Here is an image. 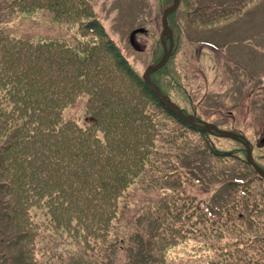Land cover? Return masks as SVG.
<instances>
[{
    "label": "trees",
    "instance_id": "trees-1",
    "mask_svg": "<svg viewBox=\"0 0 264 264\" xmlns=\"http://www.w3.org/2000/svg\"><path fill=\"white\" fill-rule=\"evenodd\" d=\"M3 1L0 17H5ZM8 1V20L49 11L50 24L60 28L56 37L37 38L0 18V200L12 199L5 215L21 233L18 242L26 250L22 263L39 264L52 256L51 250L39 248L40 232L97 259L113 246L124 251L127 238L115 240V233L139 222L145 242L136 264H142L140 255L151 257V264H166L172 250L207 238L211 230L203 225L211 217L213 226L222 220L214 216V208L203 211L204 201L195 204L194 192L201 190L196 187L207 190L209 183L202 167L207 165L193 157L192 137L200 133L202 139L205 133L159 101L97 18L95 0ZM177 14L169 17L171 25ZM178 25L177 35L183 27ZM163 54L162 45L154 64ZM175 65L172 56L152 79L186 114L199 117L188 79ZM82 97H87L85 117H66L65 111ZM250 140L255 152L264 149L259 138ZM205 143L202 158L216 163L237 149L230 142V148ZM237 184L227 189L234 193ZM142 194H152V200H142ZM240 208L247 205L237 202L227 209L229 219L238 214L243 221ZM35 217L41 226L32 222ZM229 223L217 227L215 241L227 236ZM250 224V229L259 228ZM235 243L243 251L255 244L241 236ZM214 249L220 258L211 264H264V244L257 247V259L219 243Z\"/></svg>",
    "mask_w": 264,
    "mask_h": 264
},
{
    "label": "rangeland",
    "instance_id": "rangeland-1",
    "mask_svg": "<svg viewBox=\"0 0 264 264\" xmlns=\"http://www.w3.org/2000/svg\"><path fill=\"white\" fill-rule=\"evenodd\" d=\"M173 2V0L169 3L168 0L94 1L97 18L141 76L148 67L154 65V57L161 50V19L164 10ZM3 4L6 10L5 17L0 18L11 26L22 29L28 36L52 38L56 37L60 30L50 25L52 14L49 11H43L38 16L26 15L20 20H8L7 17H11L8 15L10 2L4 0ZM176 12L178 14L175 15L171 26L174 31V51L177 52L171 57L174 56L176 68L182 70L183 75L188 79L187 88L192 94L198 116L207 123L219 125L218 128L238 134L242 140H236L237 143L239 142L236 145L231 138H226L228 141L220 138L214 130L205 131L206 136L202 134V139L198 135L200 133L192 137L193 157L207 165L202 167L207 172L204 180L209 183L207 190L201 185L196 187L201 190L194 192L198 199L195 204L204 201L203 211L210 212L214 208L219 214L214 210L212 213L215 217L221 216L222 222L213 226L215 224L212 223L211 217V222L203 225L211 230L207 238L199 242L187 241L172 250L166 264H205L206 262L211 264L215 262L212 260L220 258V252L214 249L217 243L234 250L237 255H245L246 251L249 257L260 258L261 254L257 253V247L264 244V177L261 175L259 177L248 163V149L244 144V137L248 140L259 138L260 145L264 146V0H181ZM190 12L195 13L194 17ZM189 18L193 20L196 18L198 22L204 20L205 23L196 26L194 25L196 23H191ZM179 23L183 27L182 30L179 29L177 35L175 28H179ZM140 28L144 31H137ZM199 40L202 42L198 43ZM202 43L217 44L220 49ZM86 110L87 97H82L74 107L65 111V115L82 120ZM204 138L218 148H230L234 143L237 146L236 152L234 151L233 156L224 162L216 163L210 158L204 160L202 158L206 145ZM262 152L264 154V149H256L253 161L264 170L260 164H264V157L261 158ZM181 160L189 159L182 157ZM183 165H186L185 162ZM214 177H219L220 182H212ZM228 181L238 183L236 188H233L234 193L227 189L231 184L227 185ZM169 183L165 184L170 186ZM132 194L136 196L135 191ZM149 197L144 194L141 196L142 200L148 198L152 200V194H149ZM237 202L242 203V206L247 205L245 209L240 208L244 216L243 221L238 219V214L234 215L235 220L232 221L226 213L227 209L232 208ZM0 203V264H23L21 260L26 250L21 248L18 242L21 233L14 229L5 215L13 205L12 199L2 196ZM197 212L199 215V209ZM221 213L226 215L222 216ZM145 214L148 219L150 214L147 210ZM151 215L153 217L152 213ZM254 218H256L255 222ZM228 220L230 223L227 236H217L215 241L214 231L216 233L217 227ZM250 221L261 230L250 229L253 227ZM32 222L40 226L42 224L36 217ZM141 232L143 226L139 222L137 224L135 222L132 228L119 229L115 233V240H118L119 236L127 238L126 249L116 251L113 246L106 255L97 259L87 257L84 251L82 252L71 242L60 245L55 238L40 232L39 248L45 251L51 250L52 256L40 259L39 264L48 262L49 264H136L139 249L144 245L141 242H145ZM240 236L246 241L249 239L251 241L253 238L255 244L246 246L243 251L240 244L235 243ZM56 254L57 258L54 257ZM139 260L142 264H151L149 256L140 255ZM240 261L241 258L238 262Z\"/></svg>",
    "mask_w": 264,
    "mask_h": 264
},
{
    "label": "water",
    "instance_id": "water-1",
    "mask_svg": "<svg viewBox=\"0 0 264 264\" xmlns=\"http://www.w3.org/2000/svg\"><path fill=\"white\" fill-rule=\"evenodd\" d=\"M181 0H175V3L173 6H171L170 8H168L163 15L162 18V22H163V32H162V40L164 41L165 37H167L170 40V48L167 47V45L164 43L165 45V54L162 58V60L155 66H153L152 68H150L144 75V80L147 83V85L150 87V89L154 92V94L158 97V99L160 100V102L167 107L172 113H174L176 116H178L180 119H182L183 121H185L186 123L190 124V125H194L199 127L200 129H202L203 131H211L214 130L216 133H218V135L222 136V137H226V138H231L233 140H242V137H240L238 134L233 133L231 131H224L219 129L217 126L203 122L201 124H197L196 121V117L194 116H189L186 115L182 109L179 108L178 105H176L168 96H166L161 89L152 81L151 75L155 72H157L158 70H160L161 68H163L169 58L171 57L172 53H173V47H174V41H173V32L171 30V28L169 27L168 24V16L172 13H174L180 3ZM245 146L248 149V161L249 163L252 165V167L254 168V170L261 176L264 177V170H262L257 164L254 163L253 161V154H252V148L249 144V142L245 141L244 142Z\"/></svg>",
    "mask_w": 264,
    "mask_h": 264
},
{
    "label": "bare ground",
    "instance_id": "bare-ground-1",
    "mask_svg": "<svg viewBox=\"0 0 264 264\" xmlns=\"http://www.w3.org/2000/svg\"><path fill=\"white\" fill-rule=\"evenodd\" d=\"M226 33V32H225ZM228 36V35H227ZM226 36V37H227ZM220 45V44H219ZM223 47H225V49H227V47L226 46H224V45H222ZM212 47L214 48V49H220L219 48V46L217 45V44H212ZM220 138H222L223 140H225L226 139V137H222V136H220V135H218ZM227 140V139H226Z\"/></svg>",
    "mask_w": 264,
    "mask_h": 264
}]
</instances>
